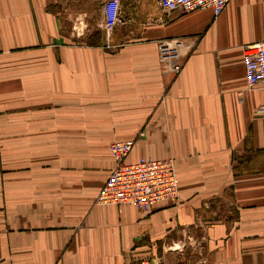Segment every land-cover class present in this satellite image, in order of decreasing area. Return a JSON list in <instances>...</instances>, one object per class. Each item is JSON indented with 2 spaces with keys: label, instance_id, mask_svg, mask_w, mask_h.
<instances>
[{
  "label": "crops",
  "instance_id": "crops-1",
  "mask_svg": "<svg viewBox=\"0 0 264 264\" xmlns=\"http://www.w3.org/2000/svg\"><path fill=\"white\" fill-rule=\"evenodd\" d=\"M92 1L0 0V264H264L262 92L242 63L264 0H119L120 32L96 34L76 21ZM116 140L127 162L172 157L177 201L96 204Z\"/></svg>",
  "mask_w": 264,
  "mask_h": 264
},
{
  "label": "built area",
  "instance_id": "built-area-1",
  "mask_svg": "<svg viewBox=\"0 0 264 264\" xmlns=\"http://www.w3.org/2000/svg\"><path fill=\"white\" fill-rule=\"evenodd\" d=\"M230 0H159L167 11L183 13L209 8L218 16ZM118 0H109L104 8V20L109 24L118 21ZM242 63L247 86L259 88L262 101L257 106V115L264 118V39L242 47ZM159 59L170 64V71L178 74L182 68L180 53L176 44L159 43ZM134 140H116L109 144L114 166L98 192L95 203L130 204L147 211L159 203L177 201L179 180L172 157L152 158L142 156L137 161L127 162L126 157L133 148Z\"/></svg>",
  "mask_w": 264,
  "mask_h": 264
},
{
  "label": "rangeland",
  "instance_id": "rangeland-1",
  "mask_svg": "<svg viewBox=\"0 0 264 264\" xmlns=\"http://www.w3.org/2000/svg\"><path fill=\"white\" fill-rule=\"evenodd\" d=\"M103 1V5L102 10L104 11L105 5L107 4V2H109V0H93L92 2H90L89 5L85 6L84 4L81 5L78 9H86L87 13L84 15V11H80L78 14H76V21L78 23V26H84V24L82 23L83 19L86 17L89 18L90 22H91V26L88 27H92L94 28L93 30V34H96V28H100V26L103 29H106L107 31H112L114 29H116L117 31L120 32V4L118 6V10H117V17H118V21L114 22L113 24H109L106 20H102L101 17L102 15L99 13V8H100V2ZM119 2V0H118ZM92 3V4H91ZM117 34V32H116Z\"/></svg>",
  "mask_w": 264,
  "mask_h": 264
}]
</instances>
